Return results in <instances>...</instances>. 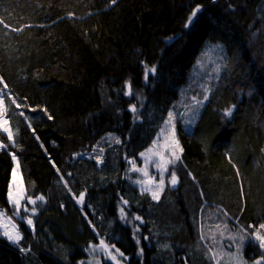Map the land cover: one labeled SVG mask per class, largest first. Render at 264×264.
Listing matches in <instances>:
<instances>
[{
  "label": "trees",
  "instance_id": "trees-1",
  "mask_svg": "<svg viewBox=\"0 0 264 264\" xmlns=\"http://www.w3.org/2000/svg\"><path fill=\"white\" fill-rule=\"evenodd\" d=\"M0 19V91L16 146L0 137L36 199L35 231L22 221L19 245L0 236V264H87L100 240L126 264H218L204 227L213 200L233 229L250 230L245 259L264 256L253 235L264 224V0H0ZM207 53L216 62L204 74ZM146 66L156 69L147 81ZM190 107L201 114L187 130ZM169 112L183 148L178 185L153 200L129 161L162 139ZM14 167L0 151L7 210Z\"/></svg>",
  "mask_w": 264,
  "mask_h": 264
},
{
  "label": "rangeland",
  "instance_id": "rangeland-1",
  "mask_svg": "<svg viewBox=\"0 0 264 264\" xmlns=\"http://www.w3.org/2000/svg\"><path fill=\"white\" fill-rule=\"evenodd\" d=\"M214 62L216 61L215 59H213V55L211 56L207 53V57L204 60H202L200 63L201 64L200 69L204 70V74H205L209 71L208 68H210L214 64ZM0 98H3V96H0ZM4 107H5V103H4ZM200 114H201V109L198 107H190L186 110L183 117H184L185 126L187 130H192L198 118L200 117ZM173 117L174 118H173L172 124L166 125L165 129H167V131L162 134V139H159L158 141H156L155 144L151 148H149V149H152L150 153L148 152V150L144 152L148 154L147 163H145L144 157H142L141 155L139 156V160H138L139 164L135 163V168L141 169V171L134 170L133 164L129 163V171L130 173L135 174L136 181L137 180L145 181V183L143 184H138L140 189L142 188H152L153 190L156 189V185L159 183V179L161 176V171L157 169L156 167L157 163H159L162 168L167 169V171H164L162 173L164 176V180H165L163 191L165 190L167 186L173 187L170 184V174L173 170L175 171V166L178 163V161H176L174 164L166 163L167 161L174 159V157L172 156V152L174 151V144L172 140L171 128H172V125L174 124L175 133H176V121L175 120L177 119L175 118V116ZM4 118L7 119L6 113H5ZM186 121H191V123H186ZM0 133L5 134L7 136V133L3 132V129H0ZM175 138H176V134H175ZM0 143L9 145V147L5 149H0V151H8V152H11V154L14 153L16 155V153L10 148V144L3 140V137H0ZM178 154L181 155V153H178ZM16 158L17 159L14 161L15 163L14 169H17V172H16L15 177H13L12 175L9 190L11 188L14 195H18L22 193L23 198L21 199L20 216H24V217L30 216L31 217L32 215L31 209L34 206L28 203V198L31 196L28 195V192L26 190L24 179L20 171V166H19L17 155H16ZM17 162H18V168H17ZM143 171L148 172L147 177L143 175ZM153 177L155 178V180H152ZM177 185L178 183L174 187H176ZM162 192H160V196ZM31 198L35 199L33 197ZM213 201L214 203L212 204L215 205L216 207H208L207 210H205L204 212V222H205L204 227H205L206 241L209 242L212 252L213 254H215L216 262L218 264H256V261L260 259H256L253 261H247L244 257V252L248 244V240L251 239L250 230L248 229L249 230L248 231L242 228L245 222L240 221L238 223L239 227H235L233 229V227H231L230 224L228 223L226 216H224L221 211V209L222 210L225 209L223 205L221 204L222 202L219 200H213ZM9 204L11 205V208H10L11 210H7L6 208L0 207V210H3L5 212V217L0 218V236L5 237L6 239L8 238L3 233L5 231L13 233L12 224H15L17 227V230L19 231L18 227L20 223L22 222L18 216L14 215L12 211V204L10 203V201H9ZM25 205H27V207L29 208V212L27 213L24 212ZM125 213H126L125 220L133 224H138V221H136L134 217H130L126 211ZM9 217L12 218V223H8L7 218ZM24 222L26 223V220ZM217 224L220 225L219 228L216 227ZM250 226H253L252 223L250 224ZM241 236L244 237L243 244H241L240 242ZM231 237H235V239L233 240L231 239ZM115 249L116 248L113 249L112 247L109 246L108 250H110L111 252V255H109L106 250L102 249L99 246L96 247L95 250L91 248L89 252L90 258L86 262L87 264H101L99 255L101 253H107L110 259H112V256L116 257L115 260L112 259L116 264H126L127 257L123 255L125 257V260H126L125 261L124 258L121 255H119V253H117ZM237 249H239V251H237ZM262 263H264V260H261V264Z\"/></svg>",
  "mask_w": 264,
  "mask_h": 264
},
{
  "label": "snow or ice",
  "instance_id": "snow-or-ice-1",
  "mask_svg": "<svg viewBox=\"0 0 264 264\" xmlns=\"http://www.w3.org/2000/svg\"><path fill=\"white\" fill-rule=\"evenodd\" d=\"M112 3L115 4L116 3V0H112ZM200 11V8L197 7L195 11L192 12V17H195L196 14ZM192 17L189 18V21H188V25H190L192 23ZM0 25H4V27H8L7 24L4 23V20L3 19H0ZM186 25V26H188ZM17 29H13V31H16ZM156 72V69L155 67H152V68H147L146 66V71H145V80L147 81L148 79V75L149 73L151 74H155ZM0 83H3V80L2 78H0ZM127 87V92L125 93L126 95H132V88H131V84H127L126 85ZM4 88H7V84H4ZM2 92H0V96H2ZM204 100H207L208 97L205 95L203 97ZM4 99L3 98H0V129H3V132L7 133V136H6V139L8 141H11L12 144L11 146L15 147V141L13 139V131L11 130V128L8 126L9 125V120L8 119H5L4 116H5V113L7 111V109L4 107ZM13 104L16 105L17 108L21 107L20 104L16 103L15 100L12 101ZM132 112H136V107L135 105H132L131 109H130ZM33 111H35V109H33ZM46 111V109H45ZM19 115L21 116H24V113L23 112H20ZM224 115L226 117H231L232 116V110L231 109H227L225 110V113ZM25 120L28 119L27 116H24ZM49 119H52L51 116L48 117ZM173 113L172 112H169L168 113V120L166 122V125L167 124H172V121H173ZM186 123H191V121H186ZM163 131L162 130V133L163 134ZM171 133H172V140H173V144H174V151L172 152V156L174 157V159L172 160H169L167 161L166 163H175L176 161H179L181 159L180 155L178 153H182L183 152V148L180 146L179 144V141L175 138V125L173 124L172 125V128H171ZM116 143H120V140H116ZM9 147V145H5L3 143H0V149H5ZM101 151H103L101 149ZM152 151V149H148V152L150 153ZM142 157L145 158V163H147V160H148V154L147 153H141L140 154ZM12 158L13 160L15 161L17 158H16V155L14 153H12ZM99 162H102V161H99ZM129 163H132L133 164V167H134V170L136 171H141V169H136L135 168V162L134 161H129ZM156 167L157 169H159L161 171V176H160V179H159V183L156 185V189L153 190L152 188H142L141 191L142 192H149L151 194V197L153 200H159L160 198V192L163 191L164 189V185H165V180H164V176H163V172L164 171H167L166 168H162L161 165L159 163L156 164ZM17 168H18V162H17ZM58 170V169H57ZM59 171V170H58ZM16 172H17V169H14L13 170V177L16 176ZM68 175H71V173H68ZM143 175L144 176H148V172L147 171H143ZM152 180H155V178L153 177ZM151 182V181H149ZM137 184H143L145 183V181H141V180H137L136 181ZM178 183V177L176 175V172L173 170L170 174V184L174 187L176 184ZM65 186L67 187V181H65ZM69 191H71V189H69ZM22 193L21 194H18V195H14L11 188L9 190V193H8V199L10 201V203L12 204V211L14 213L15 216H18L20 218L21 221H25L26 220V223L27 225L29 226H32V230L35 231L34 229V225H33V220L31 219V217H24V216H20V209H21V199H22ZM37 199H39L40 201H44L45 198L44 196H39L37 197ZM123 199V198H121ZM85 200V193H80L79 197L77 198V202L80 203V204H83ZM28 203L31 204V205H35L36 204V199H32L31 197L28 198ZM123 203L125 205L128 204V201L127 200H123ZM120 211V218L122 220H124L126 218V213H125V210L124 208H120L119 209ZM24 212L27 213L29 212V208L27 207V205L24 206ZM31 213L33 215H35L36 213V208L33 207L31 209ZM5 217V212L3 210H0V218H4ZM8 219V223H12V218L9 217L7 218ZM136 220H139L141 221V223H143V220L141 217L139 216H136L135 217ZM89 223L91 224V221H89ZM217 228L220 227L219 224L216 225ZM251 227V226H250ZM12 229H13V233H10L8 231H5L3 234L10 240L12 241L13 243L19 245L20 243V240L23 238L21 233L17 230V227L15 224H12ZM93 230H95V226H93ZM260 230H264V224H260L259 225V229H257L255 232H254V238L255 240L259 241V247L260 248H264V235H261V232ZM136 231H139V228L136 229ZM145 239H147V237H145ZM201 239H203V235L201 236ZM214 239V237H213ZM231 239H235V237H231ZM243 241H244V237L241 236L240 237V242L241 244H243ZM137 243H139V240L137 239ZM98 247L96 245H93L92 248L93 250H95V248ZM99 247H101L102 249L106 250L108 252L109 255H111V252L109 249V246L104 242V240H100L99 242ZM230 247V246H229ZM112 248H115V245H112ZM21 252H25L27 251L26 249H24L23 247H21ZM117 253H119V255L123 256V253L119 252V249H116ZM142 249H141V254H142ZM237 251H239V249H237ZM215 258V254H213V259ZM112 259L115 260L116 257L115 256H112ZM261 260H264V256L261 257L260 260H257L256 261V264H261Z\"/></svg>",
  "mask_w": 264,
  "mask_h": 264
},
{
  "label": "bare ground",
  "instance_id": "bare-ground-1",
  "mask_svg": "<svg viewBox=\"0 0 264 264\" xmlns=\"http://www.w3.org/2000/svg\"><path fill=\"white\" fill-rule=\"evenodd\" d=\"M123 258H124V260H125V257L124 256H122ZM126 261V260H125Z\"/></svg>",
  "mask_w": 264,
  "mask_h": 264
}]
</instances>
